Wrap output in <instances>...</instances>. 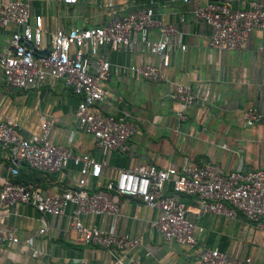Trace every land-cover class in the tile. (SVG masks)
I'll return each instance as SVG.
<instances>
[{"label": "crops", "instance_id": "crops-1", "mask_svg": "<svg viewBox=\"0 0 264 264\" xmlns=\"http://www.w3.org/2000/svg\"><path fill=\"white\" fill-rule=\"evenodd\" d=\"M35 16L41 15L46 49L51 34L59 28H85L108 25L130 11L153 8L154 18L174 25L180 33L182 51L171 45V62L165 69L166 81L153 83L131 70L132 65H160L161 56L143 44L103 50L110 61L108 77L101 81L107 94L98 104L106 114L127 115L136 125L128 150L104 149L94 137L77 126L75 111L80 97L62 80L47 77L37 87L16 88L5 83L0 69V120H14L26 138L41 132L43 121H51L50 140L78 155H90L103 163L99 178H88L87 187L115 200L117 216L87 214L84 223L119 235H129L136 245L123 251L109 250L82 242L72 227L75 205L61 215L38 211L33 205L0 206V264H76L88 259L92 264H116L118 259H139L142 264H199L201 254L210 249L225 253L232 264H264V219L253 222L243 214L228 218L200 212L193 196L175 194L172 184L164 191L185 205L187 219L196 226L199 241L188 248L167 241L156 228L160 210L141 200L117 195L107 183L119 171L141 164L180 171L187 160L190 166L212 163L219 173L264 169V118L246 125L248 108L264 115V28L253 31L245 50H217L210 45L213 29L197 20L194 11L212 0H79L65 5L55 0H25ZM253 0H239L234 8H247ZM14 24L0 28V50L8 46ZM159 38V27L149 31ZM190 85L201 94L209 85L217 103L209 107L197 99L180 120L182 105L170 97L176 84ZM8 152L0 144V192L5 180L32 183L46 196H55L77 185L80 166L73 160L59 172L47 174L21 165L14 176ZM47 228L45 233L40 229ZM11 237H17L14 243ZM30 240L31 243H27Z\"/></svg>", "mask_w": 264, "mask_h": 264}, {"label": "built area", "instance_id": "built-area-1", "mask_svg": "<svg viewBox=\"0 0 264 264\" xmlns=\"http://www.w3.org/2000/svg\"><path fill=\"white\" fill-rule=\"evenodd\" d=\"M71 6L79 0H55ZM187 1V0H185ZM239 0H212L194 11L197 20L206 22L213 33L211 47L217 50L242 51L248 46L250 34L264 28V0H253L247 8H234ZM10 24L16 26L9 44L0 50V69L5 83L16 88L37 87L47 77L62 80L80 97L75 111L79 128L90 133L97 145L104 149L128 150V141L136 133V125L127 115L116 116L103 113L98 104L107 91L102 87L110 71V61L101 55L103 50L120 46L132 47L143 44L151 53L160 55L162 62L137 64L130 68L142 78L153 82L166 81L165 69L171 62V45L182 51L180 33L174 25L162 24L154 18L153 8L130 11L108 25L85 28H59L50 36L46 49L45 30L41 15L35 16L25 0H0V28ZM159 27V38L152 39L149 31ZM49 53L42 54V51ZM264 60V44L260 48ZM37 54V56L35 55ZM182 107L178 110L180 120L187 118V107L201 99L209 107L217 103V95L209 85L198 94L192 86L178 83L170 93ZM264 115L250 107L246 112V125L253 126ZM20 125L14 120H0V144L8 152L10 170L14 176L21 165L47 174L61 171L70 160L80 166L77 185L65 189L55 196H46L37 185L7 179L0 192V206L14 207L20 204L33 205L38 211L61 215L70 205H75L72 227L78 239L109 250H127L136 245L129 235H119L84 223L87 214L117 216L120 206L115 200L90 191L88 178H99L103 163L90 155H78L69 148L50 140L51 121L45 120L41 132L23 137ZM167 183L172 184L175 194L193 196L197 199L200 212L215 213L235 218L238 213L258 222L264 219V169L219 173L212 163L190 166L186 160L178 171L174 167L159 168L154 164H141L123 169L107 183V189L117 195L141 200L148 206L160 210L156 228L167 241L194 248L199 241L196 226L187 219V209L177 202L172 194L164 191ZM47 228L40 229L45 233ZM18 243L17 237H11ZM2 237L0 236V243ZM27 243H31L30 240ZM76 264H92L82 259ZM116 264H142L139 259H118ZM199 264H232L225 253L218 249L206 250Z\"/></svg>", "mask_w": 264, "mask_h": 264}, {"label": "water", "instance_id": "water-1", "mask_svg": "<svg viewBox=\"0 0 264 264\" xmlns=\"http://www.w3.org/2000/svg\"><path fill=\"white\" fill-rule=\"evenodd\" d=\"M41 53L42 54H44V53L48 54L49 53V50L42 51ZM35 55L37 56V54H35Z\"/></svg>", "mask_w": 264, "mask_h": 264}]
</instances>
